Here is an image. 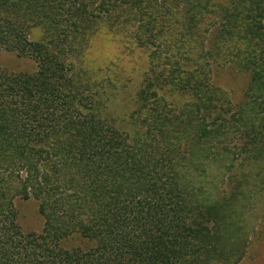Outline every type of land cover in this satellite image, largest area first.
Returning a JSON list of instances; mask_svg holds the SVG:
<instances>
[{"label": "trees", "instance_id": "1", "mask_svg": "<svg viewBox=\"0 0 264 264\" xmlns=\"http://www.w3.org/2000/svg\"><path fill=\"white\" fill-rule=\"evenodd\" d=\"M210 1L0 0V55L15 63L11 70L0 65V264H208L217 249L207 244L229 228L227 217L219 218L223 203H191L181 177L188 148L157 142L172 129L158 104L149 102L148 118L160 130L150 135L154 142L139 144L99 117L98 91L85 84L84 67L103 38L102 23L110 29L136 24L134 37L148 43L162 36L166 15L180 5L171 36L191 41ZM242 1L248 14L229 37L261 47L241 67L252 69L253 91L264 97V0ZM232 20L227 16L225 24L236 29ZM37 29L41 39L31 41ZM27 60L35 71L17 70ZM244 104L234 107L233 119ZM253 108L244 127L256 132L261 153L264 102ZM208 134L200 130L195 140ZM17 200L36 203L40 233L21 231Z\"/></svg>", "mask_w": 264, "mask_h": 264}, {"label": "rangeland", "instance_id": "2", "mask_svg": "<svg viewBox=\"0 0 264 264\" xmlns=\"http://www.w3.org/2000/svg\"><path fill=\"white\" fill-rule=\"evenodd\" d=\"M208 4L198 36L191 41L171 36L180 19V5L166 15L162 36L148 43L134 37L136 24L110 29L109 24L102 23L103 38L89 52L84 67L88 78L84 81L98 91L102 106L99 117L106 122L113 120L118 132H126L139 144L154 142L150 135L160 130L159 126H149V102L164 110L163 117L168 118L172 129L166 130L167 139L160 136L157 142L187 146L182 155L185 171L181 177L190 188L191 203L201 208H217L216 204L223 203L219 218L227 217L229 228L216 233V242L206 246L217 249L210 254L208 264H264V150L260 153L256 132L244 127L251 119L250 109L264 102V97L253 91L256 85L251 83L252 69L241 67L261 47L229 37L238 34L235 31L241 26L242 17L248 14L242 0H211ZM227 16L236 21V29L225 24ZM114 30L121 32L115 34ZM260 34H264V26ZM41 36L37 29L30 39L39 41ZM13 60L11 55H0L2 67L11 70ZM18 68L35 71V65L28 60ZM156 80L160 84H154ZM148 84L151 85L145 95L138 97ZM144 97L150 101L145 103ZM241 103H245L246 110L240 118L233 119L234 107ZM200 130L209 134L196 141ZM210 134L212 138L207 139ZM249 140L252 146L244 149V142ZM259 153L262 163L255 160ZM15 205L21 231L40 233L43 223L36 203L17 200ZM210 228L215 234L214 224ZM239 253L242 256L237 261Z\"/></svg>", "mask_w": 264, "mask_h": 264}]
</instances>
